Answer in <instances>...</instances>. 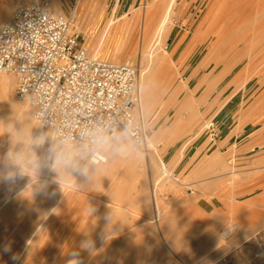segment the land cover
I'll use <instances>...</instances> for the list:
<instances>
[{
	"label": "rangeland",
	"instance_id": "374dc122",
	"mask_svg": "<svg viewBox=\"0 0 264 264\" xmlns=\"http://www.w3.org/2000/svg\"><path fill=\"white\" fill-rule=\"evenodd\" d=\"M55 1L60 4L58 14L72 21L91 56L116 63L129 61L147 70L154 67L158 54L166 57L162 69L154 67L156 77L149 105L152 108L148 109L145 122L136 116L147 131L149 151L138 148L122 132L133 145L131 154L143 155L142 160L130 163V153L118 155L119 169H123L118 174L105 180L84 181L73 159L46 139H33L32 146H25L19 154L17 162L28 175L17 187L26 191L35 188L34 196L20 207L12 220L6 219L0 225V261L19 260L23 250H29L34 256L27 264H32L38 258L45 259L52 244L57 249L64 240L82 243L88 234L97 239V229L111 228L112 239L118 245L128 241L139 245L156 237L160 251L147 257H163L173 264L226 261L233 264L236 254L238 264H264V255L255 254L251 247L256 234L264 242V224L258 231L244 227L250 217H264V190L256 188L250 194L239 193L241 188L264 183V39L261 44L264 31L256 30V26L264 25V0H177L163 38L154 33L163 16V0ZM42 2H49L57 12L53 0H15V3L1 0L0 11L7 7L9 12L8 19L0 12V25L10 22L18 7ZM222 14L223 23L230 20L232 24H229L237 26L229 32L231 39L224 53L209 57L212 38L207 41L205 24L208 18L222 19ZM245 70L249 73L246 77ZM13 92L14 99L21 102ZM191 98L192 108H185V102ZM38 130L41 134L49 132L39 127ZM55 138L60 145L71 146ZM2 140L0 132V159L9 150L17 153L16 146ZM160 146L164 150L166 146H174L179 155L190 147H204L190 150V154L196 155L189 163L186 160L184 165H178L180 159H176L169 165L162 159L164 150ZM148 152L155 153L160 167L156 175L150 167ZM83 153L85 160L87 155ZM164 167L170 170L171 176L162 172ZM8 187L11 183H0V205L9 193ZM37 208L44 210L40 213ZM237 224L242 228L236 230ZM161 227L185 228L175 230L174 234L189 237L181 241L182 248L172 247ZM224 232H229L230 237ZM6 245L11 249L9 252L4 251ZM118 245L115 248L120 249Z\"/></svg>",
	"mask_w": 264,
	"mask_h": 264
},
{
	"label": "built area",
	"instance_id": "2783aa9c",
	"mask_svg": "<svg viewBox=\"0 0 264 264\" xmlns=\"http://www.w3.org/2000/svg\"><path fill=\"white\" fill-rule=\"evenodd\" d=\"M0 74L16 80L15 96L31 105L40 130L93 163L105 162L101 145L118 131L146 148L147 131L135 116L139 68L91 56L72 21L49 2L20 6L0 25Z\"/></svg>",
	"mask_w": 264,
	"mask_h": 264
},
{
	"label": "bare ground",
	"instance_id": "6f19581e",
	"mask_svg": "<svg viewBox=\"0 0 264 264\" xmlns=\"http://www.w3.org/2000/svg\"><path fill=\"white\" fill-rule=\"evenodd\" d=\"M176 1L177 0H163V8H161V9H163L162 10L163 11L162 12L163 13L162 14L163 16L161 17V19L158 18L159 20H158L157 26H156V28L154 30L155 35H157L158 37L163 38L165 35H167V30H168L167 28L169 27V25L171 23V21H170V13H171L174 5L176 4ZM34 2H35V0H34ZM53 3H54V6H55V9L57 11L56 13H59L60 12V4H59V2L53 0ZM212 7H214V6H212ZM154 11L157 12V9L154 10ZM210 11L213 12L215 10L211 9ZM8 12L9 11H8L7 7L1 12V14H3V16H4V19H8ZM209 15H210V13H209ZM217 15L218 14L216 13L215 16H217ZM223 16H224V14H222V17ZM148 17H150V16H148ZM154 18H157V17L155 16ZM145 21L147 22V20H145ZM229 21L230 20H228V22L226 21L227 23H223V22H225L224 21V17L222 19L215 18L212 21H211V19L208 18V20H207V22L205 24L206 25L205 26V29H206V32H207V35H208V39L207 38L206 39L208 41L209 39L212 38V41L210 43V51L208 53L209 57L210 56H215L216 54H222L227 49L228 44H226V43H228V41H230V39H231V34H229V32H230L231 29L234 30L236 28V26H237L236 24H233L234 26L231 25L232 23H231V21L230 22ZM152 22H153V20H152ZM229 23H231V24H229ZM147 26H148V24H147ZM144 27H145V22H144ZM256 27H257L256 30L258 32H263L264 31V25L261 24V25L256 26ZM148 29L149 28L147 27V30ZM149 31H151V30H149ZM151 32H153V31H151ZM146 33H147V31H146ZM259 36H260V34H259ZM200 37H201V35L198 37V39H200ZM244 38L246 39V37H244ZM254 38H256V37L254 36ZM204 39H205V37H204ZM263 39H264V36L261 39V44L263 42ZM158 40H160V38H158ZM254 43H255V41H254ZM195 45H196V43H195ZM230 50H231V48H230ZM236 51H237V49H236ZM155 53H154V56H155ZM251 53H252V51H251ZM93 57H96V56H93ZM184 58H185V56H184ZM232 58H233V56H232ZM243 59H244V57H243ZM222 60H223V58H222ZM156 61H157L156 63L154 62L155 63L154 64V67L155 68L162 69V65L166 62V57L159 56V54H158ZM223 61H221V62H223ZM154 67L153 68H150L148 70L147 69H143V68L142 69L139 68L140 75H139L138 89H137V106L135 108V112H136V115L135 116H138L140 118V120H142L143 122H145V120L147 118L148 109H151L152 108L149 105H150V102H152L151 100L153 98L152 97L153 80L156 77V72L154 70ZM255 70H256V68H255ZM253 72H254V70H253ZM243 74H244V76L245 75H247V76L249 75V73L246 70H245V72ZM241 77H243V76H241ZM15 88H16V80L9 79L4 74H1L0 75V132H1V140L2 139H3L2 141H6L7 140L9 144L16 146L17 153L21 154V151H22V149L25 146H29V147L32 146L33 139H35V138H40L41 139L42 138V139L48 140L51 143V145H53L55 147V149L56 148L59 149L60 152L63 155H65V156L73 159L72 160L73 161V164H74L75 167H77V170H78L77 172H78V174L82 175L81 177L84 178V181H89L91 179L92 180H94V179L95 180L96 179L97 180H105L108 177H111L113 175L118 174L120 170H123L121 168L119 169L118 155H130L131 154L130 150H132L131 148H132L133 145L130 142V140L122 133V131H118L115 134L110 135L109 137L107 136L105 138L104 142L102 143V145H101L102 152L101 153H102V155L105 158V162L104 163H99V164L93 163L91 160H89L88 156H87V159L84 160L81 149H78L76 147H73L72 145L71 146H63V145H60L58 143V141H56V138H55L56 136H55V134L52 131H49L46 134H41L39 132L38 127H37V123L34 120V116L32 117L33 108L26 101L19 102V101H16L14 99V97H13L14 92L13 91H15ZM193 103H194V100L191 98V99H189V100H187L185 102V105L184 104L183 105H184L185 108H192ZM2 131H3V133H2ZM160 135L161 134H159L158 136H160ZM162 135H164V134H162ZM3 136H5V138ZM155 138H157V136H155ZM35 141H36V139H35ZM29 147H27V148H29ZM148 148H149V146H148ZM146 151H149V149L146 148ZM153 153L154 152H152V153H149L148 152L147 154L149 156L150 163H151V166L150 167H152L153 174L156 175L159 172V168L160 167L158 165L156 156L154 155L155 153L154 154ZM142 156L143 155L133 154L132 153L131 154L130 163H135V162L138 163V161L142 160V158H143ZM217 157L219 158V156H217ZM220 160H221V156H220ZM29 165H31V163H29ZM123 166H124V164H123ZM136 166L137 165H135L133 169H135ZM125 168H126V165H125ZM33 169L35 170V168H33ZM24 172H25L26 175H28L27 171H24ZM134 172L138 173L136 170ZM162 172L165 175L171 176V172H170V170L167 167L162 168ZM122 174H123V171H122ZM38 175H40V173ZM38 175H36V176H38ZM124 177H126V176H124ZM131 177H133V176L131 175ZM36 178L39 179L38 177H36ZM126 178H128V177H126ZM44 183H46V181H44ZM257 184L255 186L252 185V187H248L247 186V187L241 188L240 189V192H239L240 195L250 194V193L254 192L256 190V188L261 189V190H264V183L261 182L260 184H258V186H257ZM54 185H56V184H54ZM45 187L49 190L47 184H45ZM20 188L17 187V184L14 185L13 183H11V187H8L7 188V189H9V193L7 192L8 194L5 195L4 201L0 205V225L3 222H6L5 221L6 219H8L9 221L12 220L11 217L14 218L19 213L20 207L27 200H29L30 198H32L31 196L34 193L33 191H35V188H31L30 190H27V191H26V189H20ZM40 188H42V187H40ZM60 188H61V186H60ZM55 190H58V189H55ZM41 191H43V190H41ZM61 191H60V193H61ZM46 192H48V191H46ZM143 199H145V197ZM138 203L141 204L140 201ZM157 203H159V202L157 201ZM41 204H43L42 206H44V203H41ZM54 205L56 207V204H54ZM39 206H38V208H39ZM42 206H41V208H44L47 205H45L44 207H42ZM44 209H41V211H43ZM39 211L37 212L38 214H39ZM41 211H40V213H41ZM45 211H47V210H45ZM42 213H44V212H42ZM48 218H46V219L48 220ZM249 219L250 220L246 222V224H245L244 227H248L250 230H257L258 231V228H261V226L264 224V217L263 218L262 217H259V216L258 217H250ZM45 224H47V222ZM235 227H236V230H238L239 228H242V226L241 225H238V224ZM116 228H114V229H116ZM110 229L111 228H107V229H105V228H103V229L102 228H99V229H97V230H99L98 231V235H99L98 238H100V240H101V244H99V245H102V248L100 247L101 249L98 248V242H99L98 241L99 240L98 238H97L98 240L97 239H94L92 237V235L89 236V234H88L89 237L87 235L83 237L86 240H91V241L94 242V247H92L90 249H82V250H79V252H80L79 259L82 260L83 264H173L170 260L164 259L163 257L162 258H159V257H156L154 255L153 256H150V257L149 256L147 257L148 254H151V255L153 253L157 254L160 251V248L161 247L159 248L160 244H159V242L157 243L156 237H155L154 241H149L147 239V241L142 242L139 245H136L134 242L132 243L131 241L130 242L128 241L126 243L123 242V244L121 242V244L118 245L112 239L113 238L112 236L114 235V233H112V230L113 229H111V231H110ZM183 229H185V228H180V229H175L173 227H163L162 228V230L164 232V237L167 239V241H169L171 243L170 245H172V247L174 246V247H177L178 248L181 245V241H184V238L185 237H187V238L189 237L188 235H183V234L176 235V234H174V231L175 230L183 231ZM116 230H117V233H118V229H116ZM43 231H45V230H43ZM256 233L257 232H255V234ZM224 235L228 238V237H230L231 234L229 232H226V233L224 232ZM249 235L250 234H248L247 236H249ZM257 235L258 234H256V237H254V243H253V246H251V247H252V250L254 251L255 254L256 253H261L259 256H262V255H264V242L261 243L262 239L258 238ZM41 236L42 235H40V237ZM84 239H83V241H86ZM127 239L128 238H126V241H127ZM81 244L82 243H77V242H72V241L71 242H69V241L66 242L64 240L62 242V244L57 249L54 248V245L52 244V246L49 248V251L47 252L48 254L46 255V258H45L46 260L45 259H42V258H40V259L38 258V259H36V261H33L32 264H64V263H66V258L67 257H71L70 254L72 252H74L75 250H77L76 248L81 247ZM184 244L185 243L183 242V245ZM115 245H118V247L120 246L121 248L120 249L119 248H115ZM44 246H45V244H44ZM180 247L182 248V246H180ZM30 249H32V248H30ZM33 254L34 253H32L29 250H26V251L23 250V252L21 253V258H19V260L17 259L15 261L11 262V261H9L7 259H2L0 261V264H27L29 262V260L31 258H33V256H34ZM142 255H144V257H142ZM235 256H236V258L233 260V262H231V261L230 262L233 263V264H238V262H239V259L238 258L239 257H238L237 254ZM239 256H240V254H239ZM61 257H63V259H61ZM246 260H247V258H246ZM227 262L228 261L223 262L222 264H228Z\"/></svg>",
	"mask_w": 264,
	"mask_h": 264
},
{
	"label": "clouds",
	"instance_id": "9594fccd",
	"mask_svg": "<svg viewBox=\"0 0 264 264\" xmlns=\"http://www.w3.org/2000/svg\"><path fill=\"white\" fill-rule=\"evenodd\" d=\"M19 159V153H13L11 150L5 153L3 159H0V183H15L26 175L22 166L17 162ZM92 247H94V242L91 240L83 241L81 244L82 249H90ZM10 250L9 246L6 245L4 247L5 252H9ZM70 255L71 258L68 264H83L82 260L79 259V251H74ZM13 259L15 260L17 257L13 255Z\"/></svg>",
	"mask_w": 264,
	"mask_h": 264
},
{
	"label": "crops",
	"instance_id": "0c3cea01",
	"mask_svg": "<svg viewBox=\"0 0 264 264\" xmlns=\"http://www.w3.org/2000/svg\"><path fill=\"white\" fill-rule=\"evenodd\" d=\"M9 1L12 3H15V0H9ZM84 43L86 44V42H84ZM100 59H103V58H100ZM160 147H162V150H164L163 149L164 146H160ZM202 147H204V146H196V147L194 146L193 148L190 147L182 155H179L177 150L174 149V146H166V148L162 154V159L164 160V162H166V164H169V165L172 164L176 159H180L178 165H182L186 160L188 161L186 163H189L192 160V158L194 157V155H196V153L190 154L189 153L190 150L195 149V148H198V150H199V149H202ZM198 150H196V151H198Z\"/></svg>",
	"mask_w": 264,
	"mask_h": 264
}]
</instances>
